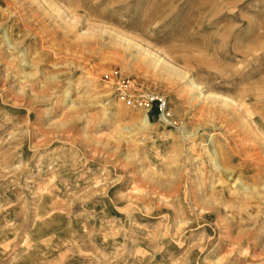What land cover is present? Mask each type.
<instances>
[{
	"label": "rangeland",
	"instance_id": "1",
	"mask_svg": "<svg viewBox=\"0 0 264 264\" xmlns=\"http://www.w3.org/2000/svg\"><path fill=\"white\" fill-rule=\"evenodd\" d=\"M0 264H264V0H0Z\"/></svg>",
	"mask_w": 264,
	"mask_h": 264
},
{
	"label": "bare ground",
	"instance_id": "2",
	"mask_svg": "<svg viewBox=\"0 0 264 264\" xmlns=\"http://www.w3.org/2000/svg\"><path fill=\"white\" fill-rule=\"evenodd\" d=\"M8 4V3H7Z\"/></svg>",
	"mask_w": 264,
	"mask_h": 264
}]
</instances>
